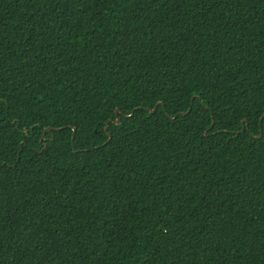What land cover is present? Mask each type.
<instances>
[{"label":"trees","instance_id":"16d2710c","mask_svg":"<svg viewBox=\"0 0 264 264\" xmlns=\"http://www.w3.org/2000/svg\"><path fill=\"white\" fill-rule=\"evenodd\" d=\"M0 264H264V0H0Z\"/></svg>","mask_w":264,"mask_h":264},{"label":"snow or ice","instance_id":"6c2138e0","mask_svg":"<svg viewBox=\"0 0 264 264\" xmlns=\"http://www.w3.org/2000/svg\"><path fill=\"white\" fill-rule=\"evenodd\" d=\"M190 99L193 101V103L196 102V100L198 99V94L197 93H193L192 96L190 97ZM190 110L189 109H185V112L188 113ZM214 118H212L211 116H209V120H210V125H209V129L208 130H211L212 127H215V124L212 123L211 121L213 120ZM60 128H63L64 126H59ZM58 134V130L57 129H53L51 133H49V135L51 136H55ZM71 135V134H70Z\"/></svg>","mask_w":264,"mask_h":264},{"label":"water","instance_id":"95a60500","mask_svg":"<svg viewBox=\"0 0 264 264\" xmlns=\"http://www.w3.org/2000/svg\"><path fill=\"white\" fill-rule=\"evenodd\" d=\"M157 106H158V105H157ZM157 106H155V108L151 110V113H152V114H154V113L156 112V110H157ZM118 111H119V110H117V112H118ZM173 119H175V117H174ZM117 123H118V124L120 123L119 119L117 120ZM107 128H108V126H107ZM48 131H51V128H48ZM261 136H262V135H260L259 138H260ZM75 137H76V130H75L74 139H75ZM44 138H45V135H44ZM112 139H113V136L110 135V140H109V141H112Z\"/></svg>","mask_w":264,"mask_h":264}]
</instances>
